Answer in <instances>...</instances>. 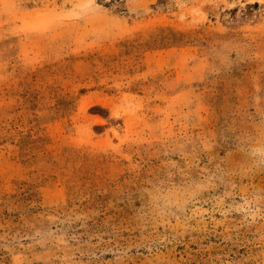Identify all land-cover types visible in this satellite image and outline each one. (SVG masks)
<instances>
[{
	"label": "rangeland",
	"instance_id": "374dc122",
	"mask_svg": "<svg viewBox=\"0 0 264 264\" xmlns=\"http://www.w3.org/2000/svg\"><path fill=\"white\" fill-rule=\"evenodd\" d=\"M0 264H264V0H0Z\"/></svg>",
	"mask_w": 264,
	"mask_h": 264
}]
</instances>
